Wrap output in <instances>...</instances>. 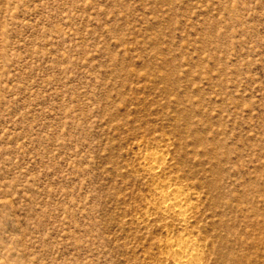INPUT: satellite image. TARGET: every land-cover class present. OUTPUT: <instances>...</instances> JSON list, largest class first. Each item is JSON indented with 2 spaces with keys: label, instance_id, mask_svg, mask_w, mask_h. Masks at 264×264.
<instances>
[{
  "label": "rangeland",
  "instance_id": "obj_1",
  "mask_svg": "<svg viewBox=\"0 0 264 264\" xmlns=\"http://www.w3.org/2000/svg\"><path fill=\"white\" fill-rule=\"evenodd\" d=\"M178 242L264 264V0H0V264Z\"/></svg>",
  "mask_w": 264,
  "mask_h": 264
},
{
  "label": "bare ground",
  "instance_id": "obj_2",
  "mask_svg": "<svg viewBox=\"0 0 264 264\" xmlns=\"http://www.w3.org/2000/svg\"><path fill=\"white\" fill-rule=\"evenodd\" d=\"M152 156V155H151ZM151 156H148L147 159L150 161L152 159ZM154 159V158H153ZM156 159V158H155ZM153 163V161H151ZM156 164V163H155ZM155 167H158V165H155ZM180 197V196H179ZM177 198V197H176ZM187 203V202H186ZM185 204V203H184ZM182 203L181 200H174L171 201L170 199L164 200L162 203H160L159 208L164 211V212H170V213H179L181 215L185 214L186 212L188 213V207L191 206H186ZM190 204V203H189ZM186 215V214H185ZM188 215V214H187ZM173 244V243H172ZM172 247V246H171ZM174 251L178 256L179 262L181 264H187L191 260V255H192V248L189 245V243H175L173 244Z\"/></svg>",
  "mask_w": 264,
  "mask_h": 264
}]
</instances>
